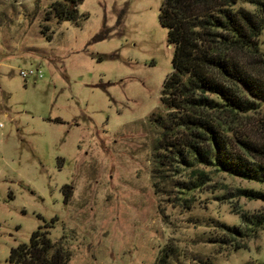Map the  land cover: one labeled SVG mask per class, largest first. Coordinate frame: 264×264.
<instances>
[{"label": "rangeland", "instance_id": "rangeland-1", "mask_svg": "<svg viewBox=\"0 0 264 264\" xmlns=\"http://www.w3.org/2000/svg\"><path fill=\"white\" fill-rule=\"evenodd\" d=\"M59 2L0 0V264L52 219L68 264H155L166 249L167 264L264 263V202L238 195L264 183L161 158L162 0H83L58 22ZM262 58L246 60L264 82ZM228 128L264 142V104Z\"/></svg>", "mask_w": 264, "mask_h": 264}, {"label": "trees", "instance_id": "trees-1", "mask_svg": "<svg viewBox=\"0 0 264 264\" xmlns=\"http://www.w3.org/2000/svg\"><path fill=\"white\" fill-rule=\"evenodd\" d=\"M82 1L55 4L56 20H75ZM244 3L254 4L256 11ZM158 21L174 47L173 72L163 83L160 98L167 114L151 119L163 130L161 148L172 155L161 158L173 159L176 154L186 165L200 162L264 183V142L236 136L228 128L264 104V82L252 77L246 60L260 56L264 63L263 0H162ZM180 131L187 136L174 140L172 135ZM69 190L68 185L62 187L64 201ZM238 195L264 202V195L252 190H240ZM255 218L253 225L264 226L263 216ZM56 222H47L31 234L28 245L13 249L10 262L68 264V249L63 243L54 244L48 235ZM168 253L162 251L155 264H167Z\"/></svg>", "mask_w": 264, "mask_h": 264}, {"label": "built area", "instance_id": "built-area-1", "mask_svg": "<svg viewBox=\"0 0 264 264\" xmlns=\"http://www.w3.org/2000/svg\"><path fill=\"white\" fill-rule=\"evenodd\" d=\"M20 76L24 79H28L29 77H34L36 79H41L42 75L39 70H31L29 72H20ZM3 127V124L0 123V128Z\"/></svg>", "mask_w": 264, "mask_h": 264}]
</instances>
